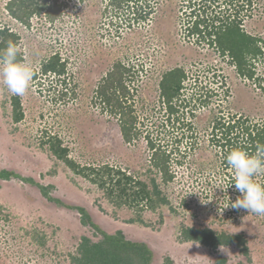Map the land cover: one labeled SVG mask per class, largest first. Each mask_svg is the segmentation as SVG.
<instances>
[{
  "label": "rangeland",
  "instance_id": "obj_1",
  "mask_svg": "<svg viewBox=\"0 0 264 264\" xmlns=\"http://www.w3.org/2000/svg\"><path fill=\"white\" fill-rule=\"evenodd\" d=\"M250 1L242 12L243 27L261 37L264 46V0ZM8 2L0 0V23L19 34L23 62L38 75L21 97L25 118L19 123L12 120V95L0 84V169H14L53 186V196L86 207L105 231L121 229L128 239L148 243L153 264H167L168 258V264H214L218 256L228 264H264V216L225 208L240 195L230 185L233 170L224 165V153L210 139L219 114L264 120V79L240 75L228 55L189 34L195 0H147L153 9L146 20L110 0H59L61 14L55 20L44 13L34 15L30 26L11 16ZM213 4L207 3L209 10ZM228 4L225 10L236 14ZM57 51L68 60L69 93L63 97L61 81L39 73ZM118 61L134 65L131 102L143 134L131 143L124 140L117 118L95 102L97 86ZM176 67L188 72L185 93L196 95L181 105L180 122L174 124L160 97V80ZM257 72L264 76V59ZM206 98L208 106L200 101ZM147 128L163 144L186 153L178 156L182 163L173 160L175 178L168 184L152 166V150L144 138ZM46 131L59 134L78 161L116 164L147 181L157 177L171 203L155 212L143 211L146 224L130 222L137 217L135 210L114 207L102 190L42 146ZM176 137L183 138L178 142ZM184 226L242 234L247 253L235 242L221 251L222 245L212 250L200 242L181 241ZM83 235L100 239L82 224L77 211L49 201L37 186L16 178L0 180V264H73L70 256ZM43 239L45 244L40 243Z\"/></svg>",
  "mask_w": 264,
  "mask_h": 264
},
{
  "label": "trees",
  "instance_id": "obj_2",
  "mask_svg": "<svg viewBox=\"0 0 264 264\" xmlns=\"http://www.w3.org/2000/svg\"><path fill=\"white\" fill-rule=\"evenodd\" d=\"M59 0H9L7 9L11 16L19 20L25 26L31 25V18L34 15L43 13L50 21L55 20L61 14ZM116 8L125 7L129 13H133L136 19L146 20L152 13L153 6L147 0H110ZM202 3L194 2V20L189 25V34L196 36L199 43L208 42L220 51L222 56L228 55L231 63L237 72L247 78L258 80L264 79L263 75L257 72V65L264 59V46L259 36L250 34L243 27L245 8H249L250 0H229L231 6L236 8V14L228 13L225 9L229 5L220 0H201ZM214 2L209 10L207 3ZM198 5V7H197ZM234 8V10H235ZM219 9V10H218ZM225 10V12H224ZM247 10V9H246ZM20 36L7 25L0 23V49L7 46L11 41L18 45ZM18 60L24 61L20 52ZM134 65H127L122 61L116 62L112 69L104 76L96 88V103L102 106L110 115L119 121L120 130L124 140L131 143L143 134V130L138 126L139 115L135 105L131 102L134 88L131 87V74L134 73ZM68 60L57 51L47 58L42 64L40 74L53 76L61 81L62 97L69 93L68 88ZM38 72L35 70V77ZM130 79V80H129ZM189 79L188 72L183 67H176L166 71L160 80V97L163 106L169 114L168 120L180 122L177 116L181 105L188 104L190 99H194L192 94L185 93V81ZM214 94V93H212ZM200 97V96H199ZM199 99V98H198ZM203 105H209V98L200 99ZM12 120L15 123L21 122L25 118L22 105V98L12 95ZM170 116L173 117L170 118ZM210 139L212 143L224 153L223 163L229 166L226 156L233 148H242L250 154H256L258 148L264 147V120H255L242 113H234L225 117L217 115L212 122ZM144 138L147 139L151 154V162L156 172L160 174L161 181L165 184L172 182L175 178L173 163H182L178 156L184 157L186 153L179 147H172L163 144L162 138L152 136V132L147 128ZM183 137H176L178 142ZM42 146L46 147L54 157L63 162L73 173L79 175L98 189L102 190L105 198L116 208L127 207L137 213V217L131 218L130 222H140L146 224L142 217L143 211H157L163 205H169V197L161 188L157 177L150 178L149 181L141 176L129 171L127 168L112 164L103 163H83L78 161L71 154V148L64 139L56 133L44 132ZM178 146V145H177ZM175 160V161H173ZM234 173L230 172L229 182L233 183ZM20 179L24 182L37 186L42 194L58 206L66 207L77 211L81 216L82 224L90 226L95 233L100 235V239L95 241L87 235H83L78 244L77 251L71 254L73 264H153L154 251L148 243L144 241H134L126 237L123 230L115 233L105 231L95 222L88 209L81 205L66 203L61 198L52 195L53 186L44 185L33 177H27L14 169H0V180ZM256 181L264 184V173L255 177ZM241 195L238 191L235 196ZM235 199V198H234ZM183 202L188 206L187 200ZM239 211V210H235ZM179 239L181 241L200 242L212 250H216L220 245H229L233 242L247 253L246 239L242 234L218 232L211 227L184 226ZM41 244H45L43 239ZM170 259L166 260V263ZM214 264H228L227 259L218 256Z\"/></svg>",
  "mask_w": 264,
  "mask_h": 264
},
{
  "label": "clouds",
  "instance_id": "obj_3",
  "mask_svg": "<svg viewBox=\"0 0 264 264\" xmlns=\"http://www.w3.org/2000/svg\"><path fill=\"white\" fill-rule=\"evenodd\" d=\"M20 48L9 41L0 49V84L11 95L23 97L29 90L35 69L30 64L18 60ZM227 164L233 170L234 189L241 195L225 206L234 210H244L249 214L264 216V184L255 177L264 173V147L258 148L256 154H250L242 148H233L226 156ZM221 251H226L221 246Z\"/></svg>",
  "mask_w": 264,
  "mask_h": 264
}]
</instances>
